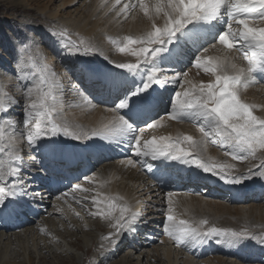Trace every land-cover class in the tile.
Returning a JSON list of instances; mask_svg holds the SVG:
<instances>
[{
	"label": "snow or ice",
	"instance_id": "1",
	"mask_svg": "<svg viewBox=\"0 0 264 264\" xmlns=\"http://www.w3.org/2000/svg\"><path fill=\"white\" fill-rule=\"evenodd\" d=\"M109 3L101 0L100 6ZM121 4L122 0H114L109 12L127 18L138 7L151 21L150 29L140 35L108 37L117 52L136 57L135 62L110 60L79 33L75 34L78 39H73L66 27L50 32L62 55H99L112 66L86 69L96 88L111 98L113 105L107 109L111 117L97 127L88 128L67 119L65 84L46 57L38 55L40 41L30 35L20 42L18 50L23 55L17 58V68L12 69L22 73L20 99L0 81V221L27 214L37 197L43 199L42 194L30 190L32 185L24 174L30 166L22 155V140L45 157L47 163L43 166L53 171L68 167L69 147L87 150L100 140L105 142L100 147L119 146L137 157L121 160V164L135 167L139 163L148 172L156 169L165 173L169 168L184 166L198 176L215 177L227 185L264 181V117L256 114L260 105L246 102L241 95L242 90L264 79V27L255 26L264 23V0H154L153 4L149 0H127L117 10ZM157 18H163V23L157 24ZM217 45L223 47L224 55H204ZM233 50L243 55L247 67L234 62L230 55ZM163 64L180 70L174 67V74L167 75ZM189 66L214 79L193 82ZM72 89L80 97V104L72 106L96 107L79 85L72 84ZM15 107L23 108L21 119L10 114ZM165 120L190 121L201 136L197 139L177 133L145 139L146 130L163 127ZM209 143L223 149L231 161L254 158L259 163L240 172L236 163L207 155ZM85 183L94 187H85ZM106 183L98 181L96 173L83 175L81 182L71 184L57 199L71 197L89 215L111 221L114 231L106 239L133 234L149 223L144 211L135 209L124 196L102 191ZM174 195L171 191L165 194V203L158 212L165 218L163 233L177 245L195 250L215 243L239 249L251 241L264 248V232L218 227L207 218H180L179 201ZM57 211L63 214V209Z\"/></svg>",
	"mask_w": 264,
	"mask_h": 264
},
{
	"label": "bare ground",
	"instance_id": "2",
	"mask_svg": "<svg viewBox=\"0 0 264 264\" xmlns=\"http://www.w3.org/2000/svg\"><path fill=\"white\" fill-rule=\"evenodd\" d=\"M34 1V0H32ZM24 2H30V0H22L19 3H16L11 6V8L15 11H27L31 7L29 4H25ZM114 2V0H110V3L108 6L101 7V0H85V2L80 3L79 9L69 11L66 14L61 13L59 15H56V17H53L51 15L58 14L56 12H44L42 15L38 18L40 19H51V26L52 30H55L59 27H66L70 30V33L73 35V39H78V37L75 35L76 33H79L80 36L86 37L88 40H90L93 44L98 46L105 55L111 54L113 55L112 61L116 62H135L136 57L131 56L130 54H121L115 50V46L108 40V37L113 38H122L127 35H133L137 36L141 33L147 31L151 27V21L147 16L143 14V12L137 7L135 10L130 12L131 16L125 18L123 15L120 17H117L115 15V12H109V7H111V3ZM127 2L126 0L122 1ZM118 5L117 10L119 7L122 6ZM72 15L73 13H75ZM51 16V17H50ZM56 18V19H55ZM157 24L163 23V18H157L156 19ZM40 26H44L43 22H40ZM255 26L258 27H264V23L257 22ZM50 29V32L52 31ZM49 33V32H48ZM47 37L50 38L48 36ZM212 49V48H211ZM212 51H217V48H213ZM236 50H233L230 54L234 55ZM35 52V51H34ZM221 54V52H219ZM40 55V53H38ZM22 55H19V57ZM65 56V55H64ZM18 58V57H17ZM82 59H86L82 57ZM76 59H72V61H75ZM79 60L75 62V64L79 65ZM17 64V60L15 61ZM72 64V63H70ZM69 66L66 67V72L64 71V75H59L61 79L63 80L65 84L64 89V104H65V114L67 119L70 121H73L75 123H79L85 127L91 128V127H97L102 122H106L107 118L111 117L112 113L107 111L108 104L98 101L96 104V107L94 109H90L86 106L84 107H74L73 104H80L78 95L74 94L73 89L71 88V85L73 82H69ZM74 69H76V66H74ZM28 71V69H25ZM24 70V71H25ZM68 71V72H67ZM195 72H192V74ZM66 77V78H65ZM8 79L11 80V77H5V79L2 80V82H8ZM197 79H206V77H200ZM87 82H90L93 84V80L89 77L87 78ZM10 83V82H9ZM5 85V84H4ZM7 86V85H6ZM5 86V88H6ZM88 86L86 85V88ZM22 90H20L21 92ZM247 94V93H246ZM255 96H258V93H254ZM68 97L69 101L68 104L65 102V97ZM20 98V96H18ZM17 98V97H15ZM253 98V97H252ZM256 100L257 105H261V107L256 109V114L258 113L260 116L264 117V98H254ZM249 103H252L249 101ZM87 112V113H86ZM167 124V130H164L165 123L163 127L151 129L153 130L152 135H147L144 137L145 139H150L153 135L155 136H161V135H177V133H184V131H190V129H187V126H190V123L186 121H173L171 122V125ZM193 128V127H192ZM192 133H196V136L199 137V132L194 129ZM201 134V133H200ZM23 146L26 140L23 141ZM26 149L28 152H23L24 154H28L27 161L30 162L31 165L36 164L35 162L38 161V158L36 156V153L34 151H30L28 145H26ZM83 151L88 155L90 151L94 152L91 149H87ZM209 156L215 157L218 160H225V157L222 153L218 152L216 148L209 147ZM208 155V152H207ZM258 155H262L261 153H258ZM34 157L35 159H31ZM29 158V159H28ZM70 158V155H69ZM124 160V159H122ZM126 160V159H125ZM249 168L255 163L253 161H248ZM246 163V162H244ZM124 165L121 164L118 167L114 163H107L105 166L100 168L99 171H101L99 174L102 176L103 180L106 181L105 187H103L101 190L104 192H111L113 194H120L124 196L130 203H134V205H137V202L140 205L152 206L154 207V204H157L159 202V196L162 194L161 192L158 193H152V195H148L147 197H141L137 193L141 192L144 188L147 186V182H144V176L137 172L136 170H124ZM246 167V168H248ZM187 168V167H186ZM240 172H244V170H247L243 164H239L238 166ZM244 169V170H241ZM190 171V172H188ZM186 172L189 173L188 177L190 180H196L197 183L203 184L207 180L206 175L198 176L197 173L187 168ZM44 174L45 171H43ZM186 173V174H188ZM120 178L117 180L116 177ZM161 180L166 181V179L163 178V173L160 172ZM111 180V181H110ZM132 184L130 185V182ZM149 182L150 187L148 186V190L151 187H155L153 183L150 180H147ZM211 181V178L208 180ZM144 182V183H142ZM35 186H37L35 184ZM34 186V187H35ZM134 186V187H133ZM42 189V188H41ZM34 189L35 191L39 192L41 190ZM156 190H159L158 188ZM160 191V190H159ZM239 192V193H238ZM234 192V199L228 200V203L225 202V200L217 201L216 199H209L206 196H202L197 194L196 191L193 190H181L180 194L177 195L178 197L176 200L179 201V204L177 206V212L180 214V218L182 219H190V218H207L210 222V224H215L218 227H225V228H235L240 229L247 227L250 230L254 232H264V198H260L258 201L254 200L253 198H250L248 202H240L239 197H242V195L245 192H242L240 195V191ZM46 193H51L50 191H47ZM152 196H156L157 198L152 199ZM161 199V198H160ZM163 202V200H162ZM236 203V204H232ZM162 204V203H161ZM138 205V206H140ZM184 208L188 209V212H184ZM147 210V208L145 209ZM151 210V209H150ZM150 215V214H148ZM162 216V215H161ZM164 218V217H163ZM13 221V224L15 223V219H11ZM57 220V219H55ZM88 220L83 219L82 222L78 223L76 221V229H84V225H86L85 222ZM109 220H105L100 217L99 223L104 226V230L107 229L110 231ZM152 223V222H151ZM64 227H69V224L64 225L61 223ZM87 224L91 227L94 226L93 224H90V221L87 222ZM155 224V223H154ZM50 227V234L59 235L61 238H58V241L55 242H49L50 238L49 236L43 237L39 236L33 229V227H27L23 228L20 231H13L11 233L0 231V264H32L35 263L38 259V262L46 263L45 260L43 261V256L46 258L43 252L48 251L49 253L53 254V252L57 250L64 249L65 255H69L72 252L70 250V247L67 246L65 243L64 235L60 230V226L57 225V221L51 220L49 223ZM79 225V226H78ZM163 231V229H160ZM147 236V231L145 230ZM158 235V234H157ZM121 238L127 240L124 241L123 246L121 248L124 250L125 248H132V249H138L142 250L141 253L138 256H135V253L130 251V256H126L128 262H126V259L124 257H121V260L114 264H143L145 260L147 264H149V260L155 259L162 263L164 260V264H200V261H196L191 257H187V255L184 257L182 254V251L179 249H175L173 247V244L175 242L171 240L167 235L164 237L161 241H163V245H157L156 247L149 248L147 241L144 243V238L140 237L141 243L139 245H135L134 241H129L130 238H124V235L120 236ZM85 238V236H84ZM146 239V238H145ZM157 239V238H156ZM97 241V244L95 246V253L98 255L106 252L108 248H110L113 245H108L106 248H102V241L100 240V235L96 236L95 241ZM117 242V241H116ZM177 246V245H176ZM183 248V246H180ZM143 248V249H141ZM184 249V248H183ZM27 250H30L31 253L28 254ZM53 250V252H51ZM19 252V256L16 255V252ZM63 251V250H62ZM93 250H89L81 259L77 258L76 256L70 257L69 259L65 257L64 255H60L61 262L65 263L68 260H71V264H91V261H89V257H94V254L92 253ZM9 252V253H8ZM12 253V256L9 254ZM15 254V255H13ZM32 254V255H31ZM46 254V253H45ZM86 255H88L87 258ZM16 256V257H15ZM56 256V255H55ZM63 256V257H62ZM67 258V259H66ZM136 259V263H132V259ZM57 259V258H56ZM209 259V260H208ZM205 260L206 264H253V263H247V262H239L231 258L223 257L221 255L214 256L212 258H208ZM106 258L98 260V263L96 264H104L106 262ZM142 260V261H141ZM60 262V263H61ZM69 264V263H68ZM256 264H264V262H259Z\"/></svg>",
	"mask_w": 264,
	"mask_h": 264
},
{
	"label": "rangeland",
	"instance_id": "3",
	"mask_svg": "<svg viewBox=\"0 0 264 264\" xmlns=\"http://www.w3.org/2000/svg\"><path fill=\"white\" fill-rule=\"evenodd\" d=\"M20 1H22V0H0V81L5 79V77H7V78L11 77L12 78L11 80L8 79V82H3V83L5 84V86L7 85L6 90L11 95H13L14 97H17V99H20L18 96H20V93H21L20 90H23L22 87H19V85L21 84V81H19V75H21L22 73H20L19 70H17V72L14 73L12 71V69L17 68V64L15 63V61L17 60V57H19V55H23L18 50L20 47V42L26 40V38L30 35L35 36L40 41L39 46H38L40 55H43L44 57H46V62L49 65H51L59 75H61V76L64 75V71L66 70V67H67V66L65 67L64 63L67 61V56H64L61 54V50H60L59 46L56 44L55 39L50 37V29L52 30L51 19H49L48 17H47V19H40L38 17H40L42 15V13H44V12L51 13V12L58 11L57 12L58 14L51 15L53 17H56V15H59L61 13L66 14L69 11L79 9L80 3L85 2V0H34V1L30 0V2H24L25 4L28 3L29 6L31 7L27 11H15V10H13L11 8V6L16 4V3H19ZM74 14H76V12L73 13L72 15H74ZM40 22H43L44 26H40ZM47 33H48V36L50 38L47 37ZM34 51H36V50L34 49ZM97 56H99V55H97ZM106 56L110 60L113 58V55H111V54H107ZM99 57H101V56H99ZM81 60L85 61V60H87V58L82 59V57H80L79 61H81ZM103 61H104V59H103ZM72 62H74V61H72ZM96 65L97 64L95 63V66ZM72 66H73V63L69 64V67H72ZM101 66L103 67V65H101ZM25 72H27V71L25 70ZM83 87L85 89L86 85H84ZM71 88H72V85H71ZM68 97H70V96L65 97L66 98L65 102L67 104L69 101ZM21 110H22L21 107H15L12 109L10 114L15 115V116L17 115L16 118L21 119V116L19 115L21 113L20 112ZM168 124L171 125V122H168ZM187 129H190V127L187 126ZM23 141L24 140H22L20 143H24ZM25 156L27 157L28 154H25ZM245 162L246 163H244L243 166L246 168L249 166L250 163L248 161H245ZM232 163H235V161H232ZM105 165H103V166H105ZM248 168H246V169H248ZM100 172L101 171H99V173ZM188 172H190V171H188ZM188 172H186V173H188ZM38 179L40 180V183H37L36 184L37 186H35L34 189L44 188L45 186L41 187V185L48 184L49 178L47 177V174H44L42 172L41 175L38 177ZM143 181H145V178ZM129 182L131 185L132 182L131 181H129ZM193 182L197 183L196 180H194ZM142 183H144V182H142ZM245 183H247V182H245ZM198 184H199V182H198ZM57 185H58L57 180H56L55 184L49 183L51 192L56 188ZM214 189L216 190V192L219 191L218 186H215ZM136 192L139 194H143V195H140L143 198L147 197L149 194L152 195V193H159V191H157L155 189V187L154 188L151 187V190H150V188L148 190V186H146V188H144L141 192H138V189ZM199 195L211 197V198H216L217 200L220 199V198H218L214 195H211L209 193H204V194H199ZM227 195L231 196L230 194H227ZM262 197H264V195L261 196L260 198H262ZM151 198L155 199L157 197L152 196ZM220 200H222V199H220ZM145 202H149V201L143 202L144 203V205H142L143 211H145ZM161 203H163L162 199L159 198V202L157 204H161ZM234 204H236V203H234ZM149 209L153 210L152 207ZM90 217H92V216H90ZM162 219H163V216H160L157 219H151L150 224H149L150 227L152 228L153 225H156ZM60 220L61 219H57L55 221H57V225L60 226V230L65 237V238H63L64 241L66 239L65 243L67 244L68 247H70V250L72 251L70 253V256L65 255L66 252L64 249H61L60 251L57 250L55 252H53V250H52L51 252H53V254L49 253L48 251H45L43 253L46 256V258L43 256V261L45 260L46 263L38 262V259H37V260H35L36 262L35 263L33 262L32 264H68V263L71 264V260L70 261L68 260L67 262L62 263L63 261L62 262L60 261L61 257H59V256L64 255L65 257H67L69 259L70 257H73V255H74V257L76 256L77 258L81 259L89 250H93L92 253L94 254L96 252L94 249H95V246H96L97 241H98V240L95 241L96 236L101 235L102 232H108V230L107 229L104 230L105 227L99 223L100 217H98L97 220L90 221V224H93V225L95 224V225L92 227L90 225L91 230H87V231L85 230V228L82 229V227H80V229H74V230L70 229L69 227H64L60 223ZM86 220H88V219H86ZM80 222H82V221H78V223H80ZM63 224L67 225L68 223H63ZM75 224H77V223H75ZM84 236H85V238H84ZM43 237L45 238L47 236H43ZM164 237H166V235L163 233V231L159 230L158 235L156 236L157 239L154 238L153 240H150L147 242L148 247L152 248V247H156L159 244L163 245L162 243L157 242V241H159V240L161 241ZM154 240L157 243L151 244L154 242ZM118 243H121V245L119 246V248L117 250L119 252V254L117 256H110L109 258H107L109 256L110 251L115 249L114 246H111L110 248H108V250L106 252H103L99 255L97 253H95L93 258L90 255L89 261L92 260L91 264H96V262L98 263V260H101L104 258L107 259L104 264H114V263L119 262L121 260V257H124L126 259V262H128L126 256L127 257L130 256V251L135 253V256H138L142 251V250L132 249V248H125L123 250L121 248V246H123V244H124V239L121 237L119 239H117L116 246L118 245ZM176 245H177L176 243L173 244V247L175 249L181 250L183 256L185 257V254H184V250H186L185 247H183L184 248L183 249L179 245H177V246ZM141 249H143V248H141ZM27 253L30 254L31 251L27 250ZM9 255L10 256H8V259H9V257L12 256V253ZM13 255H15V254H13ZM16 255L19 256L18 251L16 252ZM87 257H88V255H86V257H84V258H87ZM146 261L147 260H145V262H144V259H143V264H147ZM149 261H150L149 264H160V262L158 260H155V259H152ZM241 261H243L244 263L247 262L244 260H241ZM131 262L136 263L137 260L133 258ZM161 264H164V260L162 261ZM165 264H166V262H165Z\"/></svg>",
	"mask_w": 264,
	"mask_h": 264
}]
</instances>
